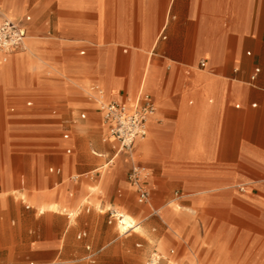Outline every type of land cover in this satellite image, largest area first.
Masks as SVG:
<instances>
[{"label": "crops", "instance_id": "obj_1", "mask_svg": "<svg viewBox=\"0 0 264 264\" xmlns=\"http://www.w3.org/2000/svg\"><path fill=\"white\" fill-rule=\"evenodd\" d=\"M10 6L32 37L29 49L0 60V264L67 255L80 178L92 174L95 195L114 188L115 200L121 187L137 195L134 162L149 170V190L180 186L196 213L229 205L235 219L246 217L249 251L258 237L264 243V0H0L1 12ZM27 8L43 20L33 23ZM143 93L157 107L149 156L140 139L133 153L120 150L100 109L111 100L135 107ZM172 206L160 210L169 231L158 245L166 239L167 253L186 243L181 264H192L189 245L196 252L203 234L189 226L192 213L174 217Z\"/></svg>", "mask_w": 264, "mask_h": 264}, {"label": "rangeland", "instance_id": "obj_2", "mask_svg": "<svg viewBox=\"0 0 264 264\" xmlns=\"http://www.w3.org/2000/svg\"><path fill=\"white\" fill-rule=\"evenodd\" d=\"M3 13L7 16L16 17L20 12L10 6ZM23 14H31L33 23L43 20V17L40 14H35L32 8H27ZM31 37L30 35L28 40L29 48ZM150 136L151 130L145 138L140 139V147L147 156L152 154L148 143ZM90 150L92 151V149ZM76 155L77 150L75 149L70 156ZM75 164L77 166V162ZM77 172H80V170L73 169L68 175H74ZM147 172L150 173L148 169ZM91 175L81 177L74 191V194H76L79 193L81 188L85 189L83 202L79 205L78 212L80 213L79 231L86 230V238L83 240L78 239V231L71 241V250L67 255L44 264H89L85 258L87 244H91L96 254V264H150V257L153 253L161 254L162 259L158 264H172L173 259L181 264L185 249L188 247L186 243L182 245L181 242L173 241L169 245L167 253L165 252L166 239H163L158 245L160 239L169 231V225L162 217L160 210L170 204H173L172 207L177 211L174 217L184 216V214H180L179 210L192 213L194 218L190 221L189 226L195 227L197 232L203 234V240L197 246L196 252L189 245L192 264H202L201 262L211 264L214 260L213 264H264L262 237L257 238V242L252 247L253 252L249 251L248 238L241 235L246 227V217L240 220L235 219L234 214L225 211L229 208V205H204L196 213L194 208H185L192 207L193 203L188 200L189 192L180 186L157 189L150 186L149 201L140 203L137 200L134 188L127 184L131 190L126 191L124 187H121L123 197L118 196L113 200L111 197L115 193L118 194L117 189L110 188L103 192L98 190L100 193L98 192L97 195L92 193L93 186L97 181L91 180ZM148 177H150V174ZM104 196L107 197L106 202L103 200ZM123 198L125 199L123 200ZM75 212L76 210L72 211L71 214ZM123 213L133 216L136 219L138 228L121 232L119 223L122 220L121 214ZM235 214H237V217L243 216L240 212ZM258 216H261V211L258 212ZM256 222L259 225L261 224L260 220H256ZM254 226L258 227L256 224ZM218 228L226 233L232 229V234H223V236L208 234V230L215 232ZM171 249H175L173 257L170 256ZM9 264L14 263L9 262Z\"/></svg>", "mask_w": 264, "mask_h": 264}, {"label": "built area", "instance_id": "obj_3", "mask_svg": "<svg viewBox=\"0 0 264 264\" xmlns=\"http://www.w3.org/2000/svg\"><path fill=\"white\" fill-rule=\"evenodd\" d=\"M26 37L27 28L0 11V60L7 61L12 53L25 48ZM201 65H205V60L201 61ZM258 71L259 69H256L252 75L253 79L256 78ZM100 109L107 135L118 143L120 150L130 153H133L136 140L147 136L149 121L157 112L150 93L141 94L139 103L132 108L119 101L111 100L102 101ZM148 176L146 167L138 162L133 163L128 173V180L135 187L140 203H146L150 199L151 193L146 186ZM161 259L160 255L153 253L149 263L158 264Z\"/></svg>", "mask_w": 264, "mask_h": 264}, {"label": "bare ground", "instance_id": "obj_4", "mask_svg": "<svg viewBox=\"0 0 264 264\" xmlns=\"http://www.w3.org/2000/svg\"><path fill=\"white\" fill-rule=\"evenodd\" d=\"M28 37H29V35L25 39V48L26 49L29 48ZM150 121H151V119H150ZM150 121H149V123H150ZM48 208H56V205L51 203V204H49ZM119 228H120L121 232H126V231H129L132 228H135V229L138 228V224L136 223V219L133 216H131L130 214L123 213V218H122V220L119 223ZM165 257H167V256H165Z\"/></svg>", "mask_w": 264, "mask_h": 264}]
</instances>
